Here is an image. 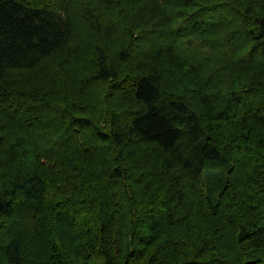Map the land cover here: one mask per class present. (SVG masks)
Wrapping results in <instances>:
<instances>
[{"label":"trees","instance_id":"16d2710c","mask_svg":"<svg viewBox=\"0 0 264 264\" xmlns=\"http://www.w3.org/2000/svg\"><path fill=\"white\" fill-rule=\"evenodd\" d=\"M0 264H264V0H0Z\"/></svg>","mask_w":264,"mask_h":264}]
</instances>
